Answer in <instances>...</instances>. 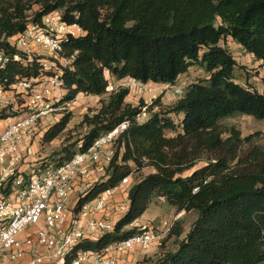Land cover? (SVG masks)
<instances>
[{
	"label": "trees",
	"instance_id": "obj_1",
	"mask_svg": "<svg viewBox=\"0 0 264 264\" xmlns=\"http://www.w3.org/2000/svg\"><path fill=\"white\" fill-rule=\"evenodd\" d=\"M55 11L81 30L62 43L60 55L70 63L45 70L38 59L22 62L8 39ZM227 38L264 71V0H0V51L9 57L0 69L5 89L19 79L57 76L64 93L56 106L79 94L108 93L100 108L83 115L87 131L81 139L65 149L66 155L42 162L39 169L86 151L103 133L128 124L103 177L86 189L75 211L130 177L128 210L112 232L74 247L64 264L78 251H100L138 233L132 224L155 198L197 216L182 239L180 221H174L167 236L175 238L176 246L161 250L149 264H264V148L253 146L241 153L250 137L220 125L235 115L264 122V93L235 80L237 62L221 44ZM195 66L207 76L188 84L170 105L161 102L162 96L149 105L143 100L133 105L126 102L127 87L109 89V78L174 86ZM142 113L146 117L139 122ZM7 117L5 110L0 112V120ZM68 121L66 114L45 131L43 141L56 138ZM146 166L154 172L137 179ZM1 192L8 195L10 185Z\"/></svg>",
	"mask_w": 264,
	"mask_h": 264
},
{
	"label": "built area",
	"instance_id": "obj_2",
	"mask_svg": "<svg viewBox=\"0 0 264 264\" xmlns=\"http://www.w3.org/2000/svg\"><path fill=\"white\" fill-rule=\"evenodd\" d=\"M79 34L77 25L66 24L55 11L38 23L28 24L8 41L22 54V62L35 58L43 69L55 70L57 64L70 63L60 55L63 41ZM20 59L14 56V60ZM8 61L9 57L0 51V69ZM129 81L145 85L131 78ZM63 93L62 81L57 76L19 79L10 89L0 84V112L10 109L16 98L23 100L22 112L0 120V264H64L74 247L112 232L128 210L130 177L75 211L79 199L93 183L90 177L94 169L111 161L116 141L127 128L126 122L100 135L86 151H76L70 159L42 169L40 163L28 175L23 174V155L32 134L56 110ZM145 117L142 113L138 121L143 122ZM8 185L11 192L5 195L1 189ZM120 194L126 199L116 197ZM176 219L162 221L161 229L140 225L135 235L100 251H78L69 264H121L123 255L160 245ZM40 220L43 226L38 227ZM28 230L30 235L24 240L17 238Z\"/></svg>",
	"mask_w": 264,
	"mask_h": 264
},
{
	"label": "rangeland",
	"instance_id": "obj_3",
	"mask_svg": "<svg viewBox=\"0 0 264 264\" xmlns=\"http://www.w3.org/2000/svg\"><path fill=\"white\" fill-rule=\"evenodd\" d=\"M38 9L37 6L33 7V10ZM221 44L224 45L228 51L232 54L233 58L237 62V67L234 72V78L237 82L242 85L251 86L252 88L258 90L261 93H264V71L259 65V61H256L252 55L244 51V49L233 42L230 38H227L221 41ZM108 77V75L106 74ZM207 74L204 70L199 67L190 68L185 74L181 75L176 84L173 85H153L145 84L144 86H138L129 81V79H124L121 81L113 80L109 78L110 88L127 87L129 89V95L126 98V101L137 105L140 100H143L145 104L149 105L155 100L158 96H162L161 102L170 105L177 100V97L181 96L184 92L186 86L192 82L204 79ZM108 96L104 94L100 97L97 96H87L84 94H79L74 101L57 106L56 110L47 117L43 123L38 125L35 132L32 134V141L29 148L31 147L32 157L30 162L26 161L23 164H36L39 165L42 162H49L62 157L67 154L65 149L76 141L80 140L82 135L87 131L85 126L82 125V118L85 113L90 111H95L100 108V100L106 99ZM15 104L11 106L10 109L5 110V113L8 116H13L17 113L22 112L21 104L23 100L16 98L14 101ZM69 114V121L65 129L52 141L45 142L42 137L45 131L56 124L64 115ZM174 121H179V117L176 115L172 116ZM220 125L223 128L235 127L240 131L242 138L250 137V140L242 146L241 153L246 152L249 148L253 146H259L264 148V122L257 120L248 115H235L232 117L225 118L220 121ZM169 134V133H168ZM71 151H76L77 147L70 149ZM203 162L198 163L194 168L202 166ZM106 166H98L94 169L90 180L91 182L97 181L102 178L105 173ZM154 172V169L151 166H146L137 173V179H141L149 173ZM190 171H187L183 176L189 174ZM133 179L131 178L132 184ZM124 195L120 194V197ZM119 198V197H118ZM122 198V197H121ZM126 199V198H125ZM124 199V200H125ZM165 202L160 198H155L153 202L148 206L147 211L144 213L143 218L158 214V219L155 223L160 222L161 220L169 219L171 216L175 215L174 211H167L165 207ZM195 212H188L180 218V227L184 232H188L192 223L196 219ZM151 225H154V222H151ZM38 227L43 226L42 220L37 224ZM154 227V226H153ZM34 230V228H33ZM30 235V230L20 233L17 238L19 240H24L27 236ZM175 238L166 236L160 242V245L152 246L158 247L159 251L163 249H172L175 245ZM150 247V248H152ZM149 248V249H150ZM148 250V249H147ZM147 250H136L137 251H147ZM41 253L48 254L49 252L44 250ZM135 252V251H134ZM133 253V252H132ZM137 254H139L137 252ZM55 264H58L55 263ZM137 264H143V260L137 262Z\"/></svg>",
	"mask_w": 264,
	"mask_h": 264
},
{
	"label": "crops",
	"instance_id": "obj_4",
	"mask_svg": "<svg viewBox=\"0 0 264 264\" xmlns=\"http://www.w3.org/2000/svg\"><path fill=\"white\" fill-rule=\"evenodd\" d=\"M179 97H177V99ZM127 103H129V102H127ZM163 104H165L164 101H163ZM31 157H32V151H31V147H30L24 152V155H23L24 162H26V161L30 162L31 160H29V159H31ZM35 165L36 164H34V163L33 164H29V165L24 163L23 166H22L23 174L24 175H28ZM116 197H120V195H116ZM161 200H163V199H161ZM165 207H166L168 212L169 211L176 212L175 215L171 216L169 219L177 218L176 220L179 221V220H181L180 218H182V216L184 214H186V213H184V211L177 212L176 209H174L173 207H171V206H169L167 204H165ZM143 216H144V214L139 219H137L132 225L133 226H140V225L152 226L151 222H154L153 226L156 227V228L161 229V222L163 220H161L158 223H155V221H154V220L157 221V219H158V214L157 213L155 215L149 216L147 218H143ZM169 219H166V220H169ZM186 233L187 232L183 231V233L179 236V239H182L185 236ZM137 252L139 254H137ZM137 252L135 251V252L130 253L128 255H123L121 257V264H137V262H139L141 260H143V264H149L150 259H154L155 257H157L160 254V251H159L158 247H152V248H150V249H148L147 251H144V252H141V251H137Z\"/></svg>",
	"mask_w": 264,
	"mask_h": 264
}]
</instances>
